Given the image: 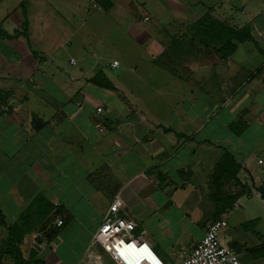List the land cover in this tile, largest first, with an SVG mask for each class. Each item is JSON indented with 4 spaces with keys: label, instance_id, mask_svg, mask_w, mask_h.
<instances>
[{
    "label": "crops",
    "instance_id": "obj_1",
    "mask_svg": "<svg viewBox=\"0 0 264 264\" xmlns=\"http://www.w3.org/2000/svg\"><path fill=\"white\" fill-rule=\"evenodd\" d=\"M259 1L0 0V217L38 216L30 254L86 264L118 195L165 263L222 217L264 264ZM245 28L231 52L212 37Z\"/></svg>",
    "mask_w": 264,
    "mask_h": 264
},
{
    "label": "built area",
    "instance_id": "obj_2",
    "mask_svg": "<svg viewBox=\"0 0 264 264\" xmlns=\"http://www.w3.org/2000/svg\"><path fill=\"white\" fill-rule=\"evenodd\" d=\"M117 66V61H112ZM6 108V107H5ZM101 108L97 107L96 111ZM122 200L116 195L107 207L100 225L92 234L91 243H97L115 262V264H165L162 258L152 250L145 240L144 231L136 232V222L119 215ZM63 223L56 218L52 231ZM227 219L218 217L211 220L202 237L190 248L181 249L180 257L173 264H242L239 256L222 238L227 228ZM2 227L0 219V229ZM133 247L144 248L145 255L133 253ZM86 264H101V257L95 250L85 256Z\"/></svg>",
    "mask_w": 264,
    "mask_h": 264
},
{
    "label": "rangeland",
    "instance_id": "obj_3",
    "mask_svg": "<svg viewBox=\"0 0 264 264\" xmlns=\"http://www.w3.org/2000/svg\"><path fill=\"white\" fill-rule=\"evenodd\" d=\"M261 4L263 3V0L259 1ZM219 32V31H218ZM220 34V33H219ZM38 216L36 214H32L31 212H24L21 214V216L18 217V219L10 225L9 227L2 226L0 229V264L9 263L8 261H11L10 264H24V263H17L14 258L11 256L12 253H15V251L21 252L22 256L25 255L24 258H30L32 259H39L41 258L38 253L33 252L30 254V250L32 251L30 237L33 234L32 230L36 226V222L34 221V218L36 219ZM9 229V230H8ZM93 249L98 252L101 255L103 264H113L112 261L109 258L110 256L97 244L94 243L92 245ZM154 251V249L152 248ZM53 251L57 254L59 258L63 256L64 247L60 246L58 249L53 248ZM155 252V251H154ZM166 256H169V253H167ZM42 259V258H41ZM50 262V261H48ZM45 263V262H44ZM53 264V263H49ZM57 264V263H54Z\"/></svg>",
    "mask_w": 264,
    "mask_h": 264
},
{
    "label": "trees",
    "instance_id": "obj_4",
    "mask_svg": "<svg viewBox=\"0 0 264 264\" xmlns=\"http://www.w3.org/2000/svg\"><path fill=\"white\" fill-rule=\"evenodd\" d=\"M221 26V25H220ZM219 32L216 34L212 31L207 30L206 31V36H210V33L212 32V37L213 38H218L219 41H221L222 43V49L225 51V52H231L235 46L234 44H232V41L235 40V41H239V42H242L246 39H250L251 38V35H250V32L248 29H240V30H232V29H222V30H219L217 29ZM220 33V34H219ZM215 34V35H214ZM107 87H112V85L110 83H106L105 84ZM226 157V155H225ZM238 167H236L237 169ZM263 192V191H262ZM263 194V193H261ZM1 219V217H0ZM1 223H2V226L4 227V223L2 222V219H1ZM6 227V226H5ZM9 229H10V226H8ZM8 229V230H9ZM52 230H51V234H52ZM11 256L14 258L15 256V260L17 261V263H24V264H45L44 261L40 260V259H32L30 260V258H24V256H22L21 252L18 253V251H15V253H12ZM165 264H170V263H165Z\"/></svg>",
    "mask_w": 264,
    "mask_h": 264
},
{
    "label": "bare ground",
    "instance_id": "obj_5",
    "mask_svg": "<svg viewBox=\"0 0 264 264\" xmlns=\"http://www.w3.org/2000/svg\"><path fill=\"white\" fill-rule=\"evenodd\" d=\"M144 248H137V247H133V253H137L138 255H145V252L143 250Z\"/></svg>",
    "mask_w": 264,
    "mask_h": 264
}]
</instances>
